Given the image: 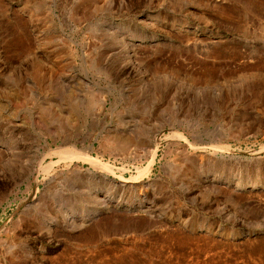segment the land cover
Listing matches in <instances>:
<instances>
[{
	"label": "rangeland",
	"instance_id": "obj_1",
	"mask_svg": "<svg viewBox=\"0 0 264 264\" xmlns=\"http://www.w3.org/2000/svg\"><path fill=\"white\" fill-rule=\"evenodd\" d=\"M0 264H264V0H0Z\"/></svg>",
	"mask_w": 264,
	"mask_h": 264
},
{
	"label": "bare ground",
	"instance_id": "obj_2",
	"mask_svg": "<svg viewBox=\"0 0 264 264\" xmlns=\"http://www.w3.org/2000/svg\"><path fill=\"white\" fill-rule=\"evenodd\" d=\"M176 134V133H175ZM174 134V135H175ZM179 136V135H178ZM179 137H181L182 138V140L184 141V142H186V143H189L190 144V146L192 145V143H190V142H188L185 138H183L181 135L179 136ZM170 138V137H169ZM168 138V139H169ZM167 139V140H168ZM178 139H180V138H178ZM153 140V139H152ZM151 140V141H152ZM155 142V141H154ZM181 144V143H180ZM188 145V144H187ZM155 146V145H154ZM155 148V147H154ZM72 152V154L74 155V156H76V157H79V159L81 160V161H83V162H85V163H88L89 165H91L92 167H95L96 169H98V170H100V171H110L112 174H114L113 173V168L109 165V164H107V163H104L102 160H100V159H98V158H93V157H90L89 156V154H87V153H81V154H76V153H74V151H71ZM152 156H153V158H154V155L156 154V149H154V150H152ZM76 154V155H75ZM139 169V168H138ZM46 170V169H45ZM47 171H48V169H47ZM143 172H144V170H138V176L140 177V175L141 174H143ZM99 174V173H98ZM139 177H136V178H133V180L134 181H136ZM132 178V177H131ZM123 179V178H122ZM123 181V180H122ZM124 181H127V180H125L124 179ZM123 183V182H122Z\"/></svg>",
	"mask_w": 264,
	"mask_h": 264
}]
</instances>
